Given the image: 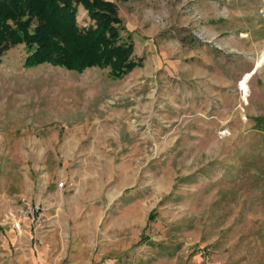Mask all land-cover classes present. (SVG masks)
Returning <instances> with one entry per match:
<instances>
[{
    "label": "rangeland",
    "instance_id": "374dc122",
    "mask_svg": "<svg viewBox=\"0 0 264 264\" xmlns=\"http://www.w3.org/2000/svg\"><path fill=\"white\" fill-rule=\"evenodd\" d=\"M113 1L122 78L0 58V264H264V0Z\"/></svg>",
    "mask_w": 264,
    "mask_h": 264
},
{
    "label": "trees",
    "instance_id": "16d2710c",
    "mask_svg": "<svg viewBox=\"0 0 264 264\" xmlns=\"http://www.w3.org/2000/svg\"><path fill=\"white\" fill-rule=\"evenodd\" d=\"M79 5L90 22L84 27L77 21ZM123 31L113 0H0V58L23 44L26 68L49 64L77 73L107 68L111 78L120 79L142 63Z\"/></svg>",
    "mask_w": 264,
    "mask_h": 264
},
{
    "label": "built area",
    "instance_id": "2783aa9c",
    "mask_svg": "<svg viewBox=\"0 0 264 264\" xmlns=\"http://www.w3.org/2000/svg\"><path fill=\"white\" fill-rule=\"evenodd\" d=\"M30 200L24 196L20 198V204L21 207L19 210V217H15L11 219V227L14 230H20L22 228V219H28L30 223L35 228L37 225L41 224V212H42V206L36 205L33 202H29ZM5 217L10 218L8 214H5Z\"/></svg>",
    "mask_w": 264,
    "mask_h": 264
},
{
    "label": "bare ground",
    "instance_id": "6f19581e",
    "mask_svg": "<svg viewBox=\"0 0 264 264\" xmlns=\"http://www.w3.org/2000/svg\"><path fill=\"white\" fill-rule=\"evenodd\" d=\"M261 60H263V58H261V59H258V61H257V63H259ZM261 63V62H260ZM253 72V71H252ZM252 72H250V73H246V75H244L245 77L243 78V80H241L240 81V84L239 85H241V87L243 88V89H245L246 88V85H245V80H246V78L248 77V75L250 76V74L252 73ZM245 93V92H244Z\"/></svg>",
    "mask_w": 264,
    "mask_h": 264
},
{
    "label": "crops",
    "instance_id": "0c3cea01",
    "mask_svg": "<svg viewBox=\"0 0 264 264\" xmlns=\"http://www.w3.org/2000/svg\"><path fill=\"white\" fill-rule=\"evenodd\" d=\"M29 199H31L32 201H34V202H36L37 200H34V199H32V198H29Z\"/></svg>",
    "mask_w": 264,
    "mask_h": 264
}]
</instances>
